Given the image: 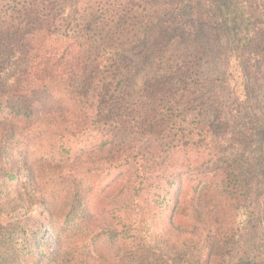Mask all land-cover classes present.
<instances>
[{
	"label": "trees",
	"instance_id": "16d2710c",
	"mask_svg": "<svg viewBox=\"0 0 264 264\" xmlns=\"http://www.w3.org/2000/svg\"><path fill=\"white\" fill-rule=\"evenodd\" d=\"M66 1L21 0L14 8L11 19H0V179H20L21 170L11 168L9 162L4 160L7 154H11L14 163L19 162L16 158L19 157L25 163L32 160L33 165L34 161L39 160V155L51 160L62 158L72 139L93 137L95 140L89 143L86 151L98 155L110 153L113 156L112 162L101 167L100 171H107V174L115 172L107 184L110 188L106 192L107 198L113 197L114 208L110 221L96 234H90L86 229L93 228L90 224L95 214L87 211L85 194L91 192L92 183L89 181L86 185L83 179L75 180L67 193L57 196L54 191L52 199L43 200L45 209L51 212L56 206L51 201L62 197L69 203V210L65 214V225L60 230L51 229V221L46 222V227L51 229L54 237L49 244L51 252L47 256L39 250L40 264H61L59 260H65L66 255L77 258L80 254H92L91 248L86 252L80 246L98 248V241L105 242L108 239L112 242L120 239L130 241L132 254L140 260L139 264H162L156 251L152 253L153 250L148 248L149 254H145L143 242L145 232L151 227L148 222L151 195L157 203L172 193L168 227L176 229L187 221L188 227L191 224L195 228L191 231L193 234L199 232L201 206L193 204L192 213H186V190L191 189L193 198L203 200L213 183L233 202L232 210L244 208L245 211L233 234H228L216 244L207 242L201 253L192 255L194 262L190 261L189 264H211L210 253L203 255L209 247L221 257L226 247L237 250V254L228 256V262L222 259L218 264H264V252H251L253 256H250L245 251L239 255L240 245L247 237L245 231L253 215L252 196L257 185L264 184V125L260 118L251 119L247 116L246 109H252L249 100L235 107H230L231 101L224 97H214L208 102L202 100L195 107L199 113L195 123H192L195 125L182 131L169 128V119L164 115L167 114L168 105L169 109L181 108L185 101L182 94L173 90V80L182 68L181 71L176 69L172 74L166 72L162 77L152 79L149 91L153 99L132 104L127 80L118 65L120 57L103 56L100 60L106 59L110 65L102 67L100 56L96 53L99 40L95 35L92 38L86 36L95 29L96 19L91 16V21L80 22L74 13L73 16L66 13ZM178 1L182 6L175 14V20L187 32L198 33L210 26L219 28L226 36L228 68L225 76L216 84L209 85V88L220 86L225 91L231 78L237 85L242 78L239 70L244 61L248 64L247 72L257 68V38L264 25V13L259 0ZM127 13L121 16L113 14L104 21L115 20V24L121 27ZM127 17H131V14ZM167 18L145 20L133 33L137 43L154 46L169 29ZM86 25L90 27L89 31ZM66 32L68 39L74 40L76 45L81 38L85 40H81L84 42L83 50L72 52L69 65L70 82L73 83V91L69 93L80 97L78 100L72 99L73 109H79V113L63 117L47 109L51 101L44 97L47 93L52 95L53 77H49L48 71L42 66L46 62V41L53 36L64 37ZM235 72L238 74L235 75ZM215 91L218 90H214V94L217 93ZM244 91L248 93L246 89ZM62 98L53 101L59 111L65 109ZM251 140L252 148L248 146ZM16 145L24 147L22 156H17L13 151ZM34 150L39 153L35 157V153L32 154ZM39 172V169L32 170L33 180L39 178ZM78 193L83 197L76 199ZM79 208H82V212L76 216L75 212ZM119 211H122L120 215L117 213ZM138 214L140 218H134L133 215ZM11 227L13 230L8 234ZM14 227L8 218L6 223L0 221V244L15 238ZM4 229L6 231H1ZM71 234L76 237L75 242L67 241ZM254 239L259 243L258 248L263 249L264 233ZM83 241L86 244L80 245ZM161 252L167 258L177 255L174 247L163 248ZM147 256L149 260L145 261Z\"/></svg>",
	"mask_w": 264,
	"mask_h": 264
},
{
	"label": "rangeland",
	"instance_id": "374dc122",
	"mask_svg": "<svg viewBox=\"0 0 264 264\" xmlns=\"http://www.w3.org/2000/svg\"><path fill=\"white\" fill-rule=\"evenodd\" d=\"M259 2L264 13V0H259ZM20 3L21 0H0V19L2 21L11 19L14 15V8ZM66 5V13L72 16L74 13L77 18H80V22L91 21V16L96 19L95 29L86 36L92 38L95 35L99 40L96 53L100 56L99 62L102 67L110 65L106 59L100 60L103 56L104 58L113 56L117 59L120 57L118 65L127 80L132 104H137L141 100L150 101L153 99V95L149 91V82L152 79L162 77L166 72L172 74L176 69L181 71L180 68H182L180 73L182 77L179 74L173 80V90L182 94L185 101L181 108L169 109L170 105H168L165 111L167 114L164 115L166 119H169V128L182 131L195 125L192 123H195L196 118L199 117L198 110L195 109L197 104L202 100L211 101L214 97H224L230 100V107H235L238 103H246L249 100L248 103L249 105L251 103L252 109H246L247 116L251 119L260 118L264 125V25L257 38V56H259L256 58L258 60L257 68L247 72L248 64L244 61V65L239 70L242 78L238 84H234L231 78L226 90L223 91V87L219 86L220 89L218 86L209 88V85L216 84L227 71L226 36L219 28L210 26L198 33L187 32L183 25L175 20V14L182 6L178 0H67ZM124 13H127L126 21L121 27L115 24V20L113 22L104 21L105 18L113 16V14L121 16L125 15ZM129 14L131 17H127ZM165 16L169 17L167 18L169 29L154 46L150 43L149 45L137 43L133 33L145 23V20ZM86 29L89 31L90 27L86 25ZM67 34L66 32L64 37L53 36L46 41L44 45V50L47 51L46 62L42 66L48 71L49 77L50 75L53 77L51 79L53 88L50 91L52 95L47 93L44 97L45 100L51 101L47 109H51L52 114L63 117H66V114L79 113V109H73V100H78L80 97L69 93L73 91L69 65L72 52L83 50L84 42L81 40H85L81 38L76 45L74 40L68 39ZM236 74L238 73L235 72ZM216 89L218 91H215L217 93L214 94ZM64 93L68 96L66 97ZM59 97H63L64 100L62 106L65 109L63 111L57 110L53 104V101ZM94 140L95 138L87 136L75 141L72 139L68 146L70 150L67 149L62 158L51 160L46 156L39 155V160L34 161L33 165L32 160L25 163L16 157L19 162L14 163L11 154L5 156L4 160L9 162L8 165L11 168L16 167L21 171H19V180L8 177L0 179V221L6 223L8 218L15 226V238L8 243L0 244V264H40L39 250L44 251L46 256L51 252L49 244L54 237L51 229L60 230L65 225V214L69 210V203L59 197L57 201H51L56 206H53L52 211L48 212L44 207L43 200L52 199L51 195L54 191L57 192V196L67 193L75 180L83 179L86 185L89 181L92 183V190L85 194V200L87 211L94 213L95 216L90 224L93 228L86 229V232L96 234L110 221L114 204L112 203L113 197L107 198L106 192L110 188L107 184L115 172L101 173L100 168L109 165L113 156L110 153L98 155L86 151L89 143ZM248 143V146L252 148V140ZM23 148V146L16 145L13 151L17 156H22ZM40 152L42 151L40 150ZM34 153L35 150L32 154ZM38 154L36 151L33 157ZM67 157L69 159H66ZM36 169L40 170V176L33 180L32 170ZM77 173L78 175H76ZM24 174L26 175L24 176ZM82 192L84 193V191ZM79 197L83 196L78 193L75 198L79 199ZM204 197L203 200L195 199L191 189L190 191L186 190L185 198L188 202L186 213H192L193 204L201 206L198 218L199 232L195 231L192 234L191 231L195 228L191 224L188 227L187 221L176 229L168 227V216L171 212L169 205L173 202L172 193H168L157 203L153 200L155 197L151 195V210L148 217L151 227L145 232L143 241L146 249L145 254H149L147 251L149 248L153 250L152 253L157 252L162 264H189L194 262L192 255L201 253L207 242L212 241L216 244V242L225 239L228 234H233L245 209L232 210L233 202L226 193L223 194L216 189L215 183L209 187V192ZM164 198L165 200H163ZM140 202L146 206V203ZM252 202L253 215L245 231L247 237L240 245L239 255H243L245 251L250 256H253L251 252L258 254L264 252V248H258L259 243L254 239L260 233H264V184L257 185ZM81 212L82 208H79L75 215H80ZM121 212L117 213L120 215ZM235 215L237 216L236 221ZM133 216L140 218L139 214ZM48 221H51V229L46 227ZM44 224L45 226H42ZM12 230L13 227L7 231L8 234ZM160 235L163 236L160 237ZM75 238L71 234L67 241L74 240L75 242ZM130 243L123 239L113 242L110 239L105 242L100 240L97 243L99 249L93 246H80V248L86 249V252L91 248L92 254H80L77 258L66 255L65 260L61 259L59 262L61 264H139L140 260L132 254ZM84 244H86L85 241L80 243V245ZM167 247H174L177 255L167 258L161 252L163 248ZM207 253L211 255V264H218L222 259L228 262V256L233 253L237 254V250L233 249L232 251L231 247H226L223 251V258L221 254H215L211 247L206 249L203 255H207ZM148 260L149 257L145 259V261Z\"/></svg>",
	"mask_w": 264,
	"mask_h": 264
}]
</instances>
